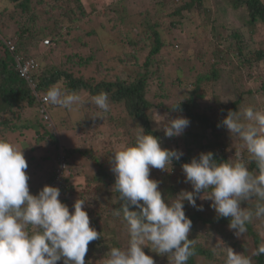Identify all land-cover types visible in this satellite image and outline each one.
<instances>
[{
    "label": "trees",
    "instance_id": "obj_1",
    "mask_svg": "<svg viewBox=\"0 0 264 264\" xmlns=\"http://www.w3.org/2000/svg\"><path fill=\"white\" fill-rule=\"evenodd\" d=\"M121 1L127 6L106 5L100 13L94 5L89 12L97 17L102 14L109 20L117 16L125 33L116 29L114 23L107 29L100 19L99 23L87 19L89 14L83 21L86 25L90 23L87 32L95 35L96 48L100 53L103 51L97 56L89 49L87 55L81 54L87 46L83 42L76 43L78 48L69 51L71 55H64L68 42L61 43V29L65 21L68 26L82 22L83 18L74 15L75 10L86 12L82 0H0V139L22 149L28 164L30 194L37 195L45 185L57 187L59 199L68 206L70 214L77 199L85 200L90 227L100 233V238L88 245L86 264H102L111 247L123 248L127 244L109 237L110 233L116 236L113 223L116 227L125 223L122 215L114 214L121 201L114 188L111 159L113 152L135 143L138 127L157 137L162 148L183 153L180 160H173L170 170H165L167 178L159 173V190L167 202L179 191L171 182V171L174 175L183 173L182 164L198 158L200 153L212 152L217 162L232 160L226 154L231 134L221 123L229 111L242 113L247 107L264 109V39H255L258 31L264 29L263 0H230L234 9L245 7V12L240 11L239 15L243 26L215 22L213 10L205 5L208 0ZM7 2L13 6L10 8ZM38 5L40 11L51 17L52 30L47 31L46 25L39 28L33 24L38 17ZM18 9L17 17L21 16L22 21L16 22L12 15ZM11 26H14L13 34L3 38L1 33ZM202 31L205 39L213 41L210 50L208 41L200 45ZM40 32L44 41L50 37L55 42L53 50L59 52V64L52 60L39 62L44 57L47 59V54L51 56L52 43L43 44V52H30L36 48L33 40ZM193 32L199 35L197 39ZM215 39L219 42H214ZM9 43L14 45L13 50L9 49ZM111 45L122 49L111 52L108 49ZM63 58L73 68L67 67ZM29 59L36 64L27 77H22L17 61ZM73 59H77L76 63ZM168 61L178 67L165 71ZM182 85L186 91L180 88ZM53 86L85 94L82 98L85 104L73 106L84 114L83 122L75 126L84 129L86 135L72 128L80 139L79 144L66 135L68 146H64L57 136L65 128L73 127L65 119L66 108L40 100ZM101 91L109 95L107 113L91 103V97ZM174 105H178L175 110L171 107ZM154 111L164 118V123L182 116L190 121L189 126L182 135L166 137L163 125L152 124ZM20 136L22 140H17ZM244 149L241 153L255 174L256 164ZM59 158L66 164L61 171ZM75 176H84L83 184L73 183ZM256 202L255 198L246 201L245 208L254 209ZM196 203L203 210L184 201L183 210L192 222L188 238L194 247V255L187 264H225L228 248L244 252L251 257L252 264H264V253L254 254L262 246L264 221L253 218L246 225V232L236 235V230L228 227L230 218L218 216L214 209L206 210L200 202ZM130 210L138 211L134 207ZM214 234L216 239L212 237ZM90 259L94 263H89Z\"/></svg>",
    "mask_w": 264,
    "mask_h": 264
},
{
    "label": "clouds",
    "instance_id": "obj_2",
    "mask_svg": "<svg viewBox=\"0 0 264 264\" xmlns=\"http://www.w3.org/2000/svg\"><path fill=\"white\" fill-rule=\"evenodd\" d=\"M45 101L66 109L85 104L79 94L56 86L47 90ZM91 103L104 113L110 110L105 91L92 96ZM178 105L171 107L175 110ZM154 121L160 124L164 120ZM189 123L182 116L168 119L163 123L164 135H182ZM221 123L243 142L256 164V173L249 170V161L240 152L234 161L223 162L214 160L212 152L200 153L182 164L192 191L181 190L167 202L159 182L150 179V169L170 170L173 160L183 156L181 151L162 148L157 137L138 127L135 143L113 152L111 171L121 201L114 214L122 215L128 239L123 248L111 247L102 264H155L142 250L149 245L157 254L170 255V264H187L194 247L188 238L192 222L183 210L184 201L203 210L196 200H211L218 216L230 218L228 227L236 230V235L246 232L253 218L264 221V109L229 111ZM27 168L22 149L0 139V264H57L61 259L63 264H86L88 245L99 239L100 233L90 227L85 200L77 199L70 214L59 199V188L45 185L37 195L30 194ZM206 190H210L207 195ZM253 198L257 201L254 209L241 207L242 201ZM262 253L264 245L254 254ZM225 264H252V259L228 248Z\"/></svg>",
    "mask_w": 264,
    "mask_h": 264
},
{
    "label": "rangeland",
    "instance_id": "obj_3",
    "mask_svg": "<svg viewBox=\"0 0 264 264\" xmlns=\"http://www.w3.org/2000/svg\"><path fill=\"white\" fill-rule=\"evenodd\" d=\"M264 1V0H263ZM85 8H86V12L85 13H80L78 11L75 10L74 12V15L79 19V18H83L82 19V22L80 23L79 21L75 22L76 24H73V25H70L68 26L67 22L65 21L67 18H62L63 21H65L62 29H61V34H63V39L61 41L62 44H65L68 42V48L66 49L64 55H71V53H69V51H75L78 46V42H83L85 43L87 46L83 49V53L81 52V54L83 55H87L89 52L88 49L91 51V52H94L95 55L97 56H100L102 54V52L100 53L97 48H96V45H97V41H96V38H95V35H92L90 33L87 32V30L91 29L90 27V23L88 25L86 24H83V21L85 20L87 14L90 15V17H88L87 19L89 18H93L94 20L98 22V19H100V23L105 25L107 29H111V26L112 24L114 23L115 24V28L120 30L123 33H125L126 29L125 27L122 26V24L118 23V18L117 16L113 17L112 20H109L108 17L100 14L99 17H97L96 15H92L89 11L91 10V6H94L96 7L97 11H99L100 13H102L104 7L106 5H110V7L112 8H117L119 7L120 5L124 4L127 6V3L125 1H121V0H82ZM7 4L10 6V8L13 6V3L11 2H7ZM133 4V3H132ZM131 4V5H132ZM207 4V6H210V8L213 10L211 11L212 12V15H213V19H215V22L217 23H221V22H225L227 23V25H236V26H243V20H241V18L239 17L240 15V11L241 12H245V7H240L238 9H234L233 7V2L230 1V0H208L205 5ZM41 5H38L36 7V14L38 15V17L34 20L33 24L37 25V27L40 28V26H43V25H46V30L47 31H50L52 30V22L49 21V19L51 18H48V16L46 15V13H43L42 11H40ZM96 11V12H97ZM88 12V13H87ZM18 13H19V9L17 10L16 13H13L12 15V20L13 21H16V22H19V21H22L21 19V16L17 17L18 16ZM195 13V12H194ZM187 16H190L189 13H187ZM52 17L54 18V14H52ZM198 21H200L199 18H197ZM194 25H196L194 23ZM64 26H68L67 29H65ZM14 26H11V28L5 30V32H2L1 35L3 38H7L8 35H12L13 34V28ZM187 30V29H186ZM200 29L197 27V31H199ZM88 33V34H87ZM194 36L195 39H197L196 37L199 36L197 33H194ZM202 34V38L201 39V43L200 45H202L203 43L205 44V41H208L209 43L212 41L210 40H207L204 38V33L203 31L201 32ZM258 34L255 39H264V29H261L258 31ZM6 35V36H5ZM103 36V35H101ZM218 41L219 42V39H215L214 42ZM213 42V41H212ZM33 43H34V46L36 47L35 49H33V51H30V52H43L44 51V45L43 44H48V43H52V50H51V56L50 54L48 55L47 54V59L44 57V59L41 61L39 60V57H38V60L40 63H44L42 61H47L49 62L50 60H52L53 62L59 64V52L57 51H54V47H55V42L50 38L48 37L46 41H44L42 38H41V32L40 34L36 37L35 40H33ZM77 43V44H76ZM212 43H210V46H209V50L212 48L211 46ZM112 48V49H111ZM111 48H108L111 52L113 50H116L117 52H120L121 51V47H117L116 48V45H111ZM73 49V50H72ZM68 51V52H67ZM63 53V49H61V52H60V55ZM46 56V55H45ZM76 60L77 59H73L72 62L76 63ZM63 62L65 64H67V67L69 66L70 68H73L72 66V63L70 62H66V58H63ZM175 67H178V65L172 61H168L166 64H165V71H172ZM76 69V67H75ZM182 90L186 91L185 88L186 86L185 85H182L180 87ZM80 96L82 98L85 97V94L84 93H81ZM28 109V108H27ZM57 110V109H56ZM91 111V109H89ZM89 111V112H90ZM62 112V110H61ZM67 114V116H65V119L67 118L69 120V122L71 123V125L73 127H67L65 128L62 132H59L57 134V136L59 137V140L60 138L62 139V142L64 144V146H68L67 145V139H66V135H68L69 138H71L72 142L75 144H79V138H77V136L74 135L75 132H79V130L81 131V134L82 136L86 135V132L84 131V129H80L79 127L76 128L77 126H75L76 123H80V122H83V117H84V114L83 113H80V111H78V109L76 107H72L71 109H65L64 110V115ZM26 115V113L24 114ZM23 115V116H24ZM30 114H28V110H27V116L28 117ZM160 115V114H159ZM24 117V118H26ZM31 117H33L31 115ZM151 120H152V124L154 127H158V126H161L163 125V123L165 122L164 118L163 117H156L155 114L153 113L151 115ZM154 120H157V121H163V123H160L158 124L156 121ZM75 130V132L73 131V129ZM89 129V128H88ZM84 133V134H83ZM13 136H11V139H12ZM14 139V138H13ZM101 139V138H100ZM17 140H22V137H18ZM77 140V141H76ZM176 140V139H175ZM175 140H173L172 142H175ZM27 142V141H26ZM241 140L236 137L235 135H230L229 136V147L227 148L226 150V154L231 157V161H234L236 159V156L235 154L237 152H243L242 149H244L245 147L243 146V142L240 143ZM28 143V142H27ZM41 143V142H40ZM240 143V145H239ZM173 145V143H171ZM62 146V145H61ZM180 149V147H179ZM245 150V149H244ZM246 152V150H245ZM242 154V153H241ZM249 154V153H248ZM162 173L164 175L162 176H166L167 178V174L165 172V170H160V169H155V168H151L150 169V179H154L156 181H160L161 179V174L159 173ZM179 172V171H178ZM172 173V179H171V182L174 184V186L178 189L179 188V191L178 193L181 191V190H187V191H192V188H191V185L189 183L186 182L185 180V177H184V174L181 172L178 173V175H174V173L171 171ZM169 177H171L169 175ZM83 178L84 176H75L72 178V181L73 183H76V184H83ZM208 194V191L205 192V195ZM201 196L203 195V193L200 194ZM196 202H200L204 208L206 210H211L213 209L211 207V204H212V201L211 200H208V199H203V198H200V199H197ZM246 201H242L241 202V207L242 208H245L246 207ZM113 227H114V231H116V236H114V234L110 233L109 234V237L110 239L111 238H116L117 242L121 243V242H127V239H128V236H127V226H126V223H124L122 226H119V227H116V224L113 223ZM203 228H201L200 230H202ZM260 232V231H259ZM113 236V237H112ZM212 237L214 239H216V235H212ZM244 239H247L249 240L247 237L243 236ZM262 245H264V232L262 233ZM108 246V245H107ZM224 248V247H223ZM146 255H149L151 256L154 261H155V264H170L171 262V256L168 254H164V255H160V254H157L156 252L154 251H151V245H149V248L148 247H143L142 249ZM234 252L236 253H243L245 255L244 252H242L241 250L239 249H232ZM250 251H252V247L250 246L249 248ZM91 261L89 263H94V260L90 259ZM57 264H63V260H60L57 262Z\"/></svg>",
    "mask_w": 264,
    "mask_h": 264
},
{
    "label": "built area",
    "instance_id": "obj_4",
    "mask_svg": "<svg viewBox=\"0 0 264 264\" xmlns=\"http://www.w3.org/2000/svg\"><path fill=\"white\" fill-rule=\"evenodd\" d=\"M9 49L13 50L14 49V45L12 43L8 44ZM35 61L32 59H29L27 61L21 62V61H17V69L19 71L20 76L22 77H27L29 75V72L34 68L35 66ZM45 101V96L41 97V102ZM44 109L41 110V112L43 113ZM47 116L44 115V119H46ZM60 160V164H59V168L60 171L63 170L66 167L65 161L62 158H59Z\"/></svg>",
    "mask_w": 264,
    "mask_h": 264
}]
</instances>
